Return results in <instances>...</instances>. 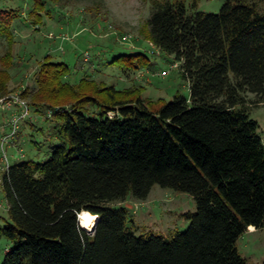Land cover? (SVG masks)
Masks as SVG:
<instances>
[{"label":"trees","instance_id":"16d2710c","mask_svg":"<svg viewBox=\"0 0 264 264\" xmlns=\"http://www.w3.org/2000/svg\"><path fill=\"white\" fill-rule=\"evenodd\" d=\"M150 1L149 39L180 62L190 96L156 105L89 78L71 84L69 66L47 56L22 96L54 110L57 143L43 162L5 170L0 264H248L237 241L264 227V144L245 97L264 102V0H225L217 13ZM128 56L144 64L142 53ZM9 79L0 70V97ZM155 184L196 202L188 228L171 240L137 235L129 209L111 205L145 199ZM83 211L98 215L93 234L81 227Z\"/></svg>","mask_w":264,"mask_h":264},{"label":"rangeland","instance_id":"374dc122","mask_svg":"<svg viewBox=\"0 0 264 264\" xmlns=\"http://www.w3.org/2000/svg\"><path fill=\"white\" fill-rule=\"evenodd\" d=\"M0 0V70L10 74L7 90L0 97L18 95L29 104L30 115L20 120L16 136L3 142L11 131V119L19 114L17 103L0 106V221L7 217V200L2 178L7 166L20 160L43 162L51 155L57 139L49 135L52 124L49 110L42 112L23 97L27 86H35L36 73L43 60L65 62L70 69L64 80L78 84L89 78L101 90L114 88L156 105L170 102L176 95L190 96L189 81L181 74L180 62L161 51L148 36L147 18L152 12L150 0ZM189 13H217L225 0H182ZM196 3V5H195ZM142 53L144 64L135 66L128 55ZM6 54H11L8 59ZM252 119L258 122V135L264 144V102L258 95L245 94ZM7 101V100H6ZM90 113L96 107L88 105ZM42 110V111H41ZM115 113L114 111H112ZM129 209V225L137 235L173 239L184 232L190 221L186 213L196 211L192 194L155 184L148 197L132 196L111 203ZM6 239L0 241L4 255ZM237 247L248 264H264V227L244 232Z\"/></svg>","mask_w":264,"mask_h":264},{"label":"built area","instance_id":"2783aa9c","mask_svg":"<svg viewBox=\"0 0 264 264\" xmlns=\"http://www.w3.org/2000/svg\"><path fill=\"white\" fill-rule=\"evenodd\" d=\"M3 103H6L10 107L13 105V103H17L19 105V107L21 108L20 113L14 115L13 118L11 119V131L9 134L5 135V137L3 138V142H5L6 140H11L16 136L18 129L20 128V120L23 118H26L30 115L29 114L30 113V109H29L30 106L25 99L21 98L18 95H8L4 98H1L0 99V106ZM56 109H59V107H57ZM53 113H54V110H49L50 116H52ZM108 114L111 117H113L115 115V113H113L112 111H110ZM7 168H8V166H7Z\"/></svg>","mask_w":264,"mask_h":264},{"label":"bare ground","instance_id":"6f19581e","mask_svg":"<svg viewBox=\"0 0 264 264\" xmlns=\"http://www.w3.org/2000/svg\"><path fill=\"white\" fill-rule=\"evenodd\" d=\"M97 222H98V217L95 215H91L87 211H83L80 214V223H81L82 227L86 231H88L90 234L94 233V231L96 229ZM249 229L254 230V227L250 226Z\"/></svg>","mask_w":264,"mask_h":264},{"label":"water","instance_id":"95a60500","mask_svg":"<svg viewBox=\"0 0 264 264\" xmlns=\"http://www.w3.org/2000/svg\"><path fill=\"white\" fill-rule=\"evenodd\" d=\"M97 217H98V215H97ZM78 218H79V222H80V214L78 215ZM99 220V219H98ZM82 227V226H81ZM83 228V227H82ZM84 229V228H83ZM89 233V232H88Z\"/></svg>","mask_w":264,"mask_h":264}]
</instances>
